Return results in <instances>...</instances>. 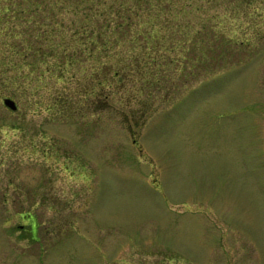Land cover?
Listing matches in <instances>:
<instances>
[{
	"label": "rangeland",
	"instance_id": "rangeland-1",
	"mask_svg": "<svg viewBox=\"0 0 264 264\" xmlns=\"http://www.w3.org/2000/svg\"><path fill=\"white\" fill-rule=\"evenodd\" d=\"M49 1L0 0V264H264L263 17L157 68L88 44L136 0Z\"/></svg>",
	"mask_w": 264,
	"mask_h": 264
},
{
	"label": "trees",
	"instance_id": "trees-1",
	"mask_svg": "<svg viewBox=\"0 0 264 264\" xmlns=\"http://www.w3.org/2000/svg\"><path fill=\"white\" fill-rule=\"evenodd\" d=\"M63 0H54V3L49 1L52 6L59 4ZM136 6L129 9L120 11L115 18H112V11L109 14L104 12L103 16L106 18V23L101 27L99 31L93 30L98 34L91 42L89 46L95 50L101 48L108 57L111 52L113 53L114 44L111 42L114 39L116 33L121 37L131 36L138 46V52L143 54L144 57L133 55L135 62L140 63L144 60L146 65H155L157 68L162 67L163 56L155 55L160 48L159 41L166 39L167 37L173 38L176 31L179 30L184 37L188 36L187 32H194L197 35L206 34V32H212L214 36H220L222 33L226 35V26L223 19L229 18L236 22L240 18L247 19L248 24L252 19L257 18V14L261 15L264 19V0H136ZM87 14V13H86ZM92 15V13H90ZM93 16V15H92ZM94 17V16H93ZM95 18V17H94ZM96 18H99L97 15ZM87 24H93V19L84 18ZM100 19V18H99ZM221 20V22H220ZM250 20V21H249ZM260 24V23H259ZM235 25V24H234ZM237 26H240L237 24ZM254 26V25H252ZM235 31V30H234ZM236 32V31H235ZM85 34V33H84ZM51 36V33L50 35ZM257 38L263 37V34ZM232 38V37H231ZM233 39V38H232ZM121 39H118V41ZM249 40L248 38H240L236 41L244 43ZM53 40H50L52 42ZM141 42V44H138ZM146 41V43L144 42ZM240 41V42H239ZM121 42V41H119ZM122 44V43H121ZM205 45V43H203ZM146 50V51H144ZM150 51V52H149ZM152 51V52H151ZM110 52V53H108ZM185 57V56H184ZM172 63L174 60L171 61ZM112 63V61H108ZM108 69H112L113 64L108 65ZM152 67V66H150ZM157 70V69H156ZM154 70L152 76L158 77L160 72ZM156 71V72H155ZM112 77H114L112 75ZM90 87L92 94L99 88V86H106L108 78L93 81ZM150 82V81H148ZM101 91V90H100ZM109 101V93L105 96Z\"/></svg>",
	"mask_w": 264,
	"mask_h": 264
},
{
	"label": "water",
	"instance_id": "water-1",
	"mask_svg": "<svg viewBox=\"0 0 264 264\" xmlns=\"http://www.w3.org/2000/svg\"><path fill=\"white\" fill-rule=\"evenodd\" d=\"M3 103L14 111L18 109L17 103L11 97L4 98Z\"/></svg>",
	"mask_w": 264,
	"mask_h": 264
},
{
	"label": "flooded vegetation",
	"instance_id": "flooded-vegetation-1",
	"mask_svg": "<svg viewBox=\"0 0 264 264\" xmlns=\"http://www.w3.org/2000/svg\"><path fill=\"white\" fill-rule=\"evenodd\" d=\"M3 193H5V192H3Z\"/></svg>",
	"mask_w": 264,
	"mask_h": 264
}]
</instances>
